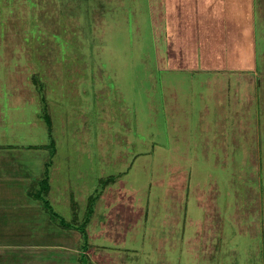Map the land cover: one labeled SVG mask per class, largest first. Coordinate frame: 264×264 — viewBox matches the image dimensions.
<instances>
[{
	"label": "rangeland",
	"instance_id": "374dc122",
	"mask_svg": "<svg viewBox=\"0 0 264 264\" xmlns=\"http://www.w3.org/2000/svg\"><path fill=\"white\" fill-rule=\"evenodd\" d=\"M45 178L56 264H264V0H0L14 231Z\"/></svg>",
	"mask_w": 264,
	"mask_h": 264
},
{
	"label": "crops",
	"instance_id": "0c3cea01",
	"mask_svg": "<svg viewBox=\"0 0 264 264\" xmlns=\"http://www.w3.org/2000/svg\"><path fill=\"white\" fill-rule=\"evenodd\" d=\"M220 41H225V39L220 38ZM209 57V54H208ZM242 77V74L240 75ZM4 176V175H2ZM8 175H5L4 178L2 179H13L16 181L15 183H20L19 179L14 176V177H6ZM0 190L5 191L6 188L3 185V182L0 181ZM18 195V194H17ZM26 194L24 192L20 193V198H27ZM29 199V198H28ZM4 201V202H3ZM29 201L33 203H37V200H30ZM16 203H8L3 200V195H0V219L4 217H8L9 219L7 220H12L10 219L11 216H15L13 218L14 220H21L22 222L24 221V212L27 207L30 210L34 206H26L24 203H20L19 201H15ZM40 209V208H38ZM42 211V209L40 210ZM50 219V218H49ZM50 222V220H49ZM48 222V223H49ZM26 223H24L25 225ZM7 225V224H6ZM11 226L8 227V231L0 232V264H56V261L58 257L64 256V251L66 248L69 246L68 243H66L65 237L69 234L63 231L59 225H57L54 222V228L51 229L53 234H45V235H34V234H28L25 233L24 228H19V231L16 232L14 231L16 229L17 224H13L12 221L10 222ZM13 225V226H12ZM20 225L22 223L20 222ZM49 226V225H48ZM11 227V228H10ZM53 227V226H52ZM59 227V229H58ZM49 230V229H48ZM47 230V231H48ZM33 241H32V240ZM35 240V241H34ZM25 242H28L26 244ZM71 248V254L76 255V250L78 252V249L76 247V244L73 245V242L71 243L70 247ZM59 252H56L59 250ZM51 251H55V253H58L55 255L54 258H51ZM67 251V250H66ZM50 252V253H49ZM63 252V255L61 253ZM51 262V263H50Z\"/></svg>",
	"mask_w": 264,
	"mask_h": 264
},
{
	"label": "trees",
	"instance_id": "16d2710c",
	"mask_svg": "<svg viewBox=\"0 0 264 264\" xmlns=\"http://www.w3.org/2000/svg\"><path fill=\"white\" fill-rule=\"evenodd\" d=\"M44 181V182H43ZM48 180L45 178L44 180L41 181L40 183V188L36 193H31V197H33L34 199H37L39 201L42 202V205L44 206V208L49 212L50 214V218L53 219V221L61 226L62 228L65 227H70L71 226V222L67 221L64 217H62L60 214H58L53 206L50 205V203H48V201L46 200L45 196L47 195L48 192ZM42 206V207H43ZM76 208V207H75ZM74 208V217L73 218H77V212ZM89 219H86V222H88Z\"/></svg>",
	"mask_w": 264,
	"mask_h": 264
}]
</instances>
